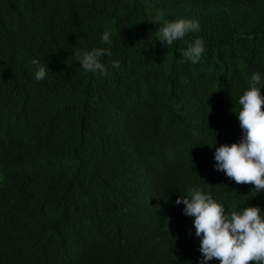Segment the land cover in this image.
<instances>
[{"label":"trees","instance_id":"1","mask_svg":"<svg viewBox=\"0 0 264 264\" xmlns=\"http://www.w3.org/2000/svg\"><path fill=\"white\" fill-rule=\"evenodd\" d=\"M158 16L200 28L168 47ZM93 48L111 51L107 75L75 59ZM254 73L264 0H0V264H201L176 204L190 186L264 217V192L215 161L245 136L235 113Z\"/></svg>","mask_w":264,"mask_h":264},{"label":"clouds","instance_id":"2","mask_svg":"<svg viewBox=\"0 0 264 264\" xmlns=\"http://www.w3.org/2000/svg\"><path fill=\"white\" fill-rule=\"evenodd\" d=\"M162 17H156L153 23L160 25L156 31L158 41L171 46L182 40L189 33L199 31L196 20L179 19L171 22H161ZM112 33L105 30L101 40L111 44ZM204 52L202 39H195L182 55L193 64L197 63ZM108 48H93L91 51H75V59L89 73L108 74V69L102 63V58L110 57ZM32 64L37 70L36 80L46 77V69L34 59ZM112 66L119 67V61H113ZM249 89L239 98L240 110L237 118L245 136L239 143L222 145L216 148V169L237 184L254 185L255 192H264V80L259 73L251 75ZM187 196H180L176 204L185 205L184 214L194 217L196 236L201 237L200 251L203 255L201 264L213 259L220 264H264V217L259 207H245L242 211L225 212L224 206L213 199L211 193H205L199 187H188Z\"/></svg>","mask_w":264,"mask_h":264}]
</instances>
